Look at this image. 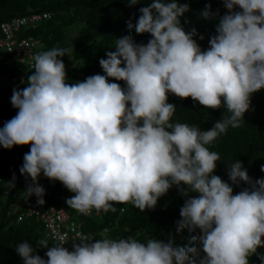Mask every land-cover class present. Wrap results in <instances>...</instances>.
Listing matches in <instances>:
<instances>
[{
	"label": "clouds",
	"instance_id": "clouds-1",
	"mask_svg": "<svg viewBox=\"0 0 264 264\" xmlns=\"http://www.w3.org/2000/svg\"><path fill=\"white\" fill-rule=\"evenodd\" d=\"M223 3L228 11L206 50L194 39L197 30L181 23L187 3L150 0L135 23L127 21L129 34L99 60L103 75L70 84L60 59L69 49L34 54L28 86L14 88L10 98L18 112L0 128L3 148L30 144L20 173L31 178L25 192L37 204L45 203L41 174L74 193L66 204L82 215L116 212L115 204L155 209L175 187L186 197L176 232L195 233V246H176L172 238L94 239L73 228L72 250L65 247L66 234L51 247L38 242L47 259L28 241L18 243L24 264H250L253 255L264 264L258 252L264 247V178L252 180L237 159L228 164L226 182L214 174L220 155L207 147L229 126L240 127L252 94L264 89V0ZM200 15L215 14L209 4ZM133 29L151 39L135 42ZM169 94L230 115L209 130L173 122L177 106ZM241 181L247 187L234 194Z\"/></svg>",
	"mask_w": 264,
	"mask_h": 264
},
{
	"label": "trees",
	"instance_id": "trees-1",
	"mask_svg": "<svg viewBox=\"0 0 264 264\" xmlns=\"http://www.w3.org/2000/svg\"><path fill=\"white\" fill-rule=\"evenodd\" d=\"M178 2L189 5V11L181 17L183 27L186 31L195 28L198 35L194 39L202 50H206L209 47V39L215 34L219 18L228 11L223 0H178ZM148 3L150 0H140L134 6H130L127 0H0V23L32 13L48 12L50 14L48 18L34 24H27L20 29L19 35L38 38L40 45L37 53L57 47L69 49L70 51L60 59L65 64L68 83L71 84L83 81L90 75L104 74L99 60L106 58L107 51L115 49L114 47L103 49V46L106 43L114 44L118 38L128 35L127 21L131 19L135 23L140 15L139 8L147 6ZM209 4L211 12L215 15L205 19L200 13ZM131 34L137 43L146 44L151 39L149 33L136 34L134 29ZM200 35L204 36L203 40L199 38ZM91 48L93 50L88 54ZM33 70L29 69L25 63L18 62L11 54L0 50V71L9 77L23 76V82L20 84L28 81V76ZM109 80L120 83L122 87L126 86L123 81H114L112 78ZM168 102L177 106L172 118L173 122L187 123L201 130L211 129L215 122L230 115L223 107L204 108L198 102H194L191 97L181 99L169 94ZM17 112L18 109L11 105L10 99L3 102L0 111V128ZM207 147L220 155L221 160L217 162L214 174L226 182L231 183L227 174L228 164L237 159L243 162L252 180L264 178V171H261V166L264 165V89L252 94L250 109L245 113L240 127L229 126L225 134H221ZM29 151L30 144L13 146L11 149H5L0 145L3 156L0 159L2 181L0 186V264H14L12 260L17 259L24 264L16 251V245L20 242L28 241L37 247L35 254L45 259H47L45 256L47 248H38V242L47 240L49 247L56 242L45 236L39 221L33 218L18 221L16 218L17 212L23 209L22 206H17L18 201L20 202L19 197L24 195L22 200L26 202L27 194L20 182L12 180L9 167L14 160L23 161L24 154ZM8 183H14L15 187L6 193L3 187ZM244 187H247V184L243 181L239 186L233 185L234 194ZM43 188L45 189L44 198L62 207L61 197L67 195L69 190L60 181H55ZM189 195L198 194L190 193ZM185 199L186 197L179 194L173 187L158 199L155 209H146L141 212L131 204H115L116 212H93L91 215L74 216V219L83 232L94 239L133 237L146 242L148 239L167 241L172 238L176 246H195L194 242L190 244V238L195 233H189L187 229L182 233L176 232V222L181 218L180 208ZM71 213L74 214L73 211ZM179 235H184L182 241H179ZM258 252L264 253V247H260ZM250 264H260L257 255L250 257Z\"/></svg>",
	"mask_w": 264,
	"mask_h": 264
},
{
	"label": "built area",
	"instance_id": "built-area-1",
	"mask_svg": "<svg viewBox=\"0 0 264 264\" xmlns=\"http://www.w3.org/2000/svg\"><path fill=\"white\" fill-rule=\"evenodd\" d=\"M49 16L50 14L48 12L32 13L28 16L15 17L8 21L1 22L0 50L11 54L18 62H23L29 69H33L32 57L37 53L40 40L33 36H20L19 31L27 24H34L39 20L48 18ZM8 80L13 85L20 84L23 82V76L12 75L8 77ZM22 165L23 161L14 160L12 165L9 167V172L12 180L20 182L24 191H26L28 185L31 183V178H25V176L20 173ZM1 183L2 181L0 178V186ZM13 188L12 183H8L3 187V190L7 193ZM37 199L38 198L34 194L30 197L27 196L25 207L22 206L23 209L17 212L16 218L18 221H22L27 218H33L36 221H39L43 226L45 236L53 240H56V238L60 235L66 234L69 241L65 244V247L69 250H72L73 248V241H71V239L74 237L75 232H79L84 236L91 238V235L83 232L80 225L74 219V216L82 214L76 211H74V214L67 212L63 207L50 203L45 198V203L43 205H39L37 204ZM93 212L95 213L96 211L93 210ZM73 228L75 229V232L73 231ZM183 239L184 235H181L179 240L182 241Z\"/></svg>",
	"mask_w": 264,
	"mask_h": 264
},
{
	"label": "rangeland",
	"instance_id": "rangeland-1",
	"mask_svg": "<svg viewBox=\"0 0 264 264\" xmlns=\"http://www.w3.org/2000/svg\"><path fill=\"white\" fill-rule=\"evenodd\" d=\"M96 45V44H95ZM114 44L112 43H106L104 46H103V49H106V48H109V47H112ZM93 48H91L89 51H88V54L90 52H92ZM8 75L6 73H3L2 71H0V111H1V108H2V103L7 101L8 99L11 98L12 94H13V89H23L24 87H27L28 84L27 82H25L24 84H20V85H13L9 82L8 80ZM2 154L0 152V159L2 158ZM53 182L55 181H52V180H49L48 178L44 177V175H41L39 177V184L40 185H43V186H49L51 185ZM74 193L72 192H68L67 195H63L61 197V202H62V207L67 211V212H74L75 210L71 209L67 204H66V198H70L71 196H73ZM14 264H21L20 260L17 259V260H12Z\"/></svg>",
	"mask_w": 264,
	"mask_h": 264
},
{
	"label": "crops",
	"instance_id": "crops-1",
	"mask_svg": "<svg viewBox=\"0 0 264 264\" xmlns=\"http://www.w3.org/2000/svg\"><path fill=\"white\" fill-rule=\"evenodd\" d=\"M23 197H24V195H21V196L19 197L20 202L18 201L17 206H19V207L24 206L25 202L22 200Z\"/></svg>",
	"mask_w": 264,
	"mask_h": 264
}]
</instances>
